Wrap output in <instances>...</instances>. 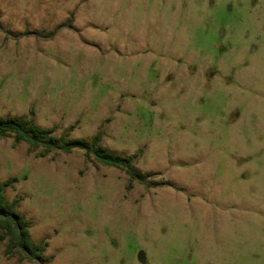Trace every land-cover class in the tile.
<instances>
[{"label": "rangeland", "instance_id": "374dc122", "mask_svg": "<svg viewBox=\"0 0 264 264\" xmlns=\"http://www.w3.org/2000/svg\"><path fill=\"white\" fill-rule=\"evenodd\" d=\"M0 117L91 140L0 138V182L46 243L0 264H264V0H0Z\"/></svg>", "mask_w": 264, "mask_h": 264}, {"label": "trees", "instance_id": "16d2710c", "mask_svg": "<svg viewBox=\"0 0 264 264\" xmlns=\"http://www.w3.org/2000/svg\"><path fill=\"white\" fill-rule=\"evenodd\" d=\"M0 138H12L15 143L23 142L31 150H38V157L61 151L71 153L74 149H82L85 158L93 157L97 162L123 170L130 178L150 187L159 186L157 182L147 181L148 176L138 173L132 168L133 161L107 151L101 144L100 134L91 140L56 138L52 129L42 128L27 117H0ZM16 179L0 182V240H7L8 256L17 255L21 260L44 261V242H34L30 235V226L26 218L17 212V200L9 201L5 195V187Z\"/></svg>", "mask_w": 264, "mask_h": 264}]
</instances>
